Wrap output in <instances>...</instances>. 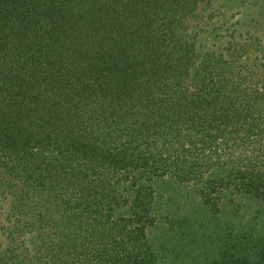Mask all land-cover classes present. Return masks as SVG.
<instances>
[{"label":"trees","instance_id":"1","mask_svg":"<svg viewBox=\"0 0 264 264\" xmlns=\"http://www.w3.org/2000/svg\"><path fill=\"white\" fill-rule=\"evenodd\" d=\"M211 1L0 0V264H159L165 177L264 201V35L202 49Z\"/></svg>","mask_w":264,"mask_h":264},{"label":"rangeland","instance_id":"2","mask_svg":"<svg viewBox=\"0 0 264 264\" xmlns=\"http://www.w3.org/2000/svg\"><path fill=\"white\" fill-rule=\"evenodd\" d=\"M198 14L205 20L198 38L204 50L218 51L235 33L264 35V0H212ZM152 187L156 222L148 239L159 264H264V201L229 192L214 212L198 184L165 177ZM9 212L8 200L0 197V228ZM25 239L33 252L32 235Z\"/></svg>","mask_w":264,"mask_h":264}]
</instances>
